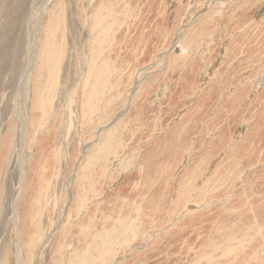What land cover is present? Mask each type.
<instances>
[{"label": "rangeland", "instance_id": "obj_1", "mask_svg": "<svg viewBox=\"0 0 264 264\" xmlns=\"http://www.w3.org/2000/svg\"><path fill=\"white\" fill-rule=\"evenodd\" d=\"M101 1L0 0V139L1 142L7 139L9 143L5 160L2 159L0 165V264L59 262L57 247L65 242L62 241L65 240L64 231L67 230L69 241L75 240L79 233L78 225L81 226V215L72 216L80 167L98 146H104L107 135L116 128V137L127 147L124 152H135V158L126 157L124 160L132 171L117 170L109 179L112 182L104 184L99 197L89 195L87 206L92 205L84 218H94L88 222L93 225L95 239L100 235L97 227L104 225L107 215L126 216L128 210L134 207H125V201L128 200L129 204L146 199L144 224L147 230L143 236L136 238L140 234L137 231L139 227L132 232V236L126 227L115 242L118 245L115 255L106 256L101 264H192L194 257H188L187 261L182 252L188 249L189 245H183V240L191 234L193 226L205 225L209 230V219L230 211L240 194L256 196L261 200L264 198V97L259 95L264 88V69L257 80H263L260 87L256 86L257 81L252 80L245 85H227V82L234 83L241 76L264 66V0H189L188 4L185 0L117 2L110 16L117 18L118 23L98 37V40L104 38L96 45L93 55L91 30L94 12H98L96 17L100 21L104 20ZM217 5L221 6V22H214V31L219 32L220 37L226 27L229 35L223 40L221 37L220 41L216 37L213 44H204L206 57H202V52L192 60V51H188L183 58L176 57L180 55V47L187 44L185 40L192 41L190 31L218 14L220 9ZM39 9L43 13L40 20L44 26L49 14L55 10L63 17L62 31L56 37L60 56H55L54 64L60 59L62 62L55 98L53 94L51 96L53 107L51 110L50 106L39 109L36 122L39 127L27 152L22 145L18 114L23 104L16 101V96L21 72L30 66L28 60L34 58L38 19L31 23L29 20L32 12L35 14ZM126 10L128 13L124 15ZM247 17L246 22H241ZM100 30L101 26H96V31ZM167 32L170 36L164 43ZM195 48L199 50L197 46ZM90 63L97 69L107 64L110 83L101 95L103 106L96 107L92 121L86 123L81 113V90L89 82ZM241 65L246 68H240L243 71L238 73ZM235 73L237 76L233 78ZM202 76L205 81L209 80V86L221 82L217 84V89L231 88L234 90L232 96L241 93L243 98L238 109L232 110L227 104L230 98L222 100L216 97L206 100L212 108L209 112L207 102L199 97L200 89L205 88ZM33 84L30 83V86ZM164 90L167 92L163 94ZM154 92H159L162 97L152 105ZM219 101H224L220 108L217 107ZM31 105L32 97L28 98L27 105L30 116ZM46 110L48 113H45ZM139 115L141 121L138 120ZM182 115L183 120L179 118ZM43 118L45 121L42 124ZM12 130L16 131L15 136L10 134ZM231 131L243 133L248 138L246 144L252 152L244 161L255 158L251 167H244L239 162L233 174L229 172L237 165L239 157L228 153L226 159L217 162L213 156L215 152L211 154L213 145L219 144L215 137L228 136ZM45 133L47 136H44ZM148 138L150 143L145 145ZM42 141L38 151V144ZM188 147L192 150L189 154L191 163L180 176V186L182 190L188 189L189 196L177 198L184 217L182 224L175 229L171 225L181 222L176 218L180 217L179 213H171V220L167 216L175 210L173 200L175 191L179 192V183H171V179L182 166ZM144 149L148 155L151 153L147 165L149 174L140 175L134 172L137 169L134 161L140 163ZM34 156V168L38 165L37 174L32 173L31 186L27 193L24 192L22 201L19 194L21 177L30 169L27 158ZM47 167L50 172L45 175L49 186L42 211L39 214L35 210L32 212L42 226V235L29 253V245L23 236L24 231L29 234L31 229L27 219L29 204L38 198V186L42 187L43 183L40 170ZM149 175L153 178L154 187L136 189L135 185L144 184ZM230 177H236L234 185L227 183ZM33 183L38 184L37 188L33 187ZM251 188L258 193H250ZM152 217L158 220L155 229L154 225H148ZM162 220L165 226H161ZM172 229L175 230L170 232ZM195 238H188V241L193 243ZM73 243L80 246L78 239ZM212 254L207 251V256ZM201 258L197 257L195 262L204 264Z\"/></svg>", "mask_w": 264, "mask_h": 264}, {"label": "bare ground", "instance_id": "obj_2", "mask_svg": "<svg viewBox=\"0 0 264 264\" xmlns=\"http://www.w3.org/2000/svg\"><path fill=\"white\" fill-rule=\"evenodd\" d=\"M121 1H125V0L101 1L102 3L101 16L104 17V20L102 21H100V18L96 17L98 15V12L97 11L94 12V25L91 30L93 55L95 53L96 45L100 44L102 42V39L104 38L102 37L100 40H98V37L108 32L110 29H112V27H114L118 23V19L117 18L114 19V17L110 16V14L114 4H117V2H121ZM188 1L189 0H185L184 2L188 4L189 3ZM129 3H131V1ZM217 7L220 9L217 15L209 17L208 20L202 19L205 20L204 23L195 30L190 31L189 34L192 37V41L186 39L185 43L187 44L180 47L179 49L180 55L179 56L176 55V57L183 58L187 56L188 51L193 52L190 53L191 54L190 58L193 57L192 60H194L196 56H198L197 55L198 53L200 54L202 52H203L202 57H206V53H205L206 51L204 50V47L208 43L212 42L213 44L215 42L216 37H217V41H220L221 37L223 40L224 39L223 37H227L229 35V33H227L228 28L226 30V27H224L225 30L224 32H221L220 37L218 35L219 32L214 31L215 29L214 22L215 21L221 22V6L217 5ZM162 9L163 8H161L160 10V15H162ZM127 13L128 12L126 10L124 15H126ZM42 14H43L42 11L39 9L35 14L32 12L30 16L29 23L34 22L35 20L37 21L38 19V22L36 23L37 31H36V35H34V38L36 40L35 42L36 50L34 53V58L28 60L30 66L27 68L25 72L23 70L21 72L20 85L16 96V101L23 104L22 111L21 113L18 112V114L20 116V131L22 135V145L24 151L27 152L30 142L35 139L34 133L37 127H39L36 125L39 116L38 113L39 109H44L45 106H47L46 108L48 109V106H50L49 109L51 110L53 107V100L51 101V96L53 94V98H55L54 91L56 90V87L58 85V76L60 73V67L62 62L60 59L56 65L54 64L55 56L57 55L60 56L58 52L60 50L58 47L56 37L62 31L63 28L62 26L64 22L63 19L61 18L63 17L55 10L51 14H49L48 17L49 19L46 22V26H44L43 22L40 20L43 17ZM108 19H110V21H108ZM247 20L248 17L241 20V22L244 23ZM96 26H101V30L96 31ZM203 31L204 33L201 34ZM169 34L170 32H167L165 34V37L167 38L164 39V43L169 39L170 36ZM200 35L202 36L198 38V36ZM204 44L206 45L204 46ZM195 46H197L199 50H197ZM56 47H58V50H56ZM14 58L15 57H13V60L15 61ZM241 64H243V61L241 62ZM242 67L243 65L238 67V69L241 68L245 70L246 67L245 66L243 68ZM88 68L90 69L89 82L87 81L81 90V92H83L82 95L83 101L81 102V109H82L81 113H83V117L86 123L92 121L91 116L93 115L95 108L96 107L101 108L103 106L102 100L104 98L101 97V95L105 92V89L109 87V83H110L109 80L110 70H108L107 64L106 66H102L100 69H97L93 66V63H90ZM241 69L240 72L238 73H241V71H243ZM263 69L264 66L260 70L257 69L255 72L241 76L234 83L232 81L227 82V85L229 87L231 84L234 87V86L248 84L251 80L252 82L257 81L261 76L262 73L260 72H263ZM202 70H204L203 66H202ZM205 70H207V68ZM14 75L15 74H13V76ZM236 76L237 73H235L232 77L234 78ZM202 78L203 81H205L206 78H204V76H202ZM243 78L245 80H243ZM208 81H205V88L200 89L199 97L200 100L203 99V101L207 102L206 108L210 107L209 112L211 111L212 108L211 106H209L208 101H210L211 99L214 100L216 97L220 99L222 98V100L224 98L226 99L230 98L231 102L229 101L230 103L228 102L227 104L231 105L230 107L232 108V110L238 109L239 107L238 105L240 104L243 98L241 93L239 94L236 93L237 95L235 94V96H232L234 90H232L231 88L225 89L224 87L223 89L222 87H219L217 89V84H221V82H217L214 85L209 86ZM262 81L263 80H261L260 82L257 81L256 86L260 87L261 86L260 83ZM33 82H34L33 86H30V83ZM94 83L95 86H93ZM103 84L105 85V88ZM166 90L163 91V94L167 92ZM154 93L155 94L151 99L152 105L156 104L158 98L162 97L160 96L159 92H154ZM259 95H261V97H264V88L259 92ZM31 97H32V105H31L32 107L30 109V113H31L30 116L27 114V105H28V98ZM207 99L208 101H206ZM223 102L224 101H219L217 107L220 108ZM252 110H254V108ZM45 113H48V110H46ZM138 113L141 112L139 111ZM45 115L46 114H44V117ZM45 118H43L42 124L44 123ZM179 118L183 120L184 115L180 116ZM138 120L141 121V115H139ZM116 129H113L111 133L107 135L108 137L104 141V146L103 147L98 146L94 154H92L86 161L84 160L83 164L80 167L79 170L80 173L77 179L78 188L76 189V192H74L75 199H74L72 216L78 217L81 215L79 217L81 226L78 225L79 233L78 236H76L75 240L69 241L67 236V230L64 231L65 240L62 241L65 242L60 243L58 245L59 247H57L58 248L57 253L60 257L58 260L59 262H57V264L58 263L63 264V262H65V264H98V263L101 264L103 263V260L106 258V256L110 257L115 255L114 252L117 250L118 247L117 243L115 242H117V240L122 236L121 234L125 232L126 227L129 228L128 233H131V236H132V232H135L136 228L139 227L137 228V231L140 232V234L135 236L136 238L143 236L147 230L146 224H144L145 217H147V211L144 208L148 204L146 199L138 202L131 201L129 204H128V200L127 202L125 201V207H130V205L134 207L133 210H128L129 214L126 216L121 217V215H119L117 217H113V215H107L105 221L103 222L104 225L97 227L98 230L100 231V235L98 237L96 236L95 239H94L93 225L90 222H88L89 220H94V218H90V219H88L89 217L84 218L87 215L92 205L90 203V205L87 206L89 195L91 197L92 196L99 197L101 195V194L99 195V193H101V189L103 188L104 184L106 186L107 184L112 182L109 181V179L114 177L117 170L118 172L126 171V173L132 171V167L127 166L124 160L126 157H129L130 159L135 158V152L128 151L129 153L127 154L126 152H124L125 145L123 144L122 141L119 140V138L116 137V131H117ZM15 130H12L10 132L12 136H15L16 133ZM213 134L215 137L216 134L215 133ZM44 136H47V133H45ZM215 139L218 141L219 144L217 143L218 145H213V151L211 154L213 155L215 152L213 156H215V159L217 158L216 160L217 162L219 160L221 162V160L226 159L228 153H232L233 157L235 156L239 157L237 165L234 168H232L229 173L233 174V172H235V170L238 167V164H240L239 162L243 163L244 167L245 166L251 167L252 161L253 159L255 160V158L251 160L249 156V159L251 161L249 160H248L249 162L244 161L246 156H248V154L251 153L252 151L250 147H247L246 142L248 141V138H246L245 135H243V133L235 134L233 133V131H231L228 134V136L224 135L221 138L215 137ZM42 143L43 141L38 144L37 147L38 151L42 146ZM149 143L150 140L148 138L146 144L145 143L143 144L148 145ZM8 144L9 143L7 139H4L2 142L0 139V165H1V160L2 159L3 161L5 160V154L8 149ZM191 152L192 150H190L188 147V149H186L185 152L186 156L184 155L185 159L183 163H181L182 166L177 170L174 177L171 179V183H175V184L179 183L178 184L179 192L175 191L176 194L173 200V204L176 205L175 210L170 212V214L179 213L180 215V217H176V218H178L181 222L178 223L179 222L178 221L177 224L174 223L175 225L174 224L171 225V227L175 229L176 227H179L182 224V219L184 217V214L182 213L183 210H180L178 207L179 204L177 198L180 199L181 197L187 195L189 196L188 189L182 190V187L180 186L181 185L180 176L182 173L186 172V170L189 168V165L191 163L189 154ZM142 155H143L142 158H140L141 161L139 159L140 163L137 164V161H134V164L137 166V169L134 172H137L140 175L148 173L149 169L147 168V165L151 153L149 152L148 155L146 149H144L142 151ZM54 156L56 160V155L54 154ZM34 158L35 156L27 158L26 161L29 162L30 169L27 173H24V175H22L21 177L22 185L19 194L22 201L24 200L23 198L25 196V195L23 196L24 192L27 193L28 189L31 186V181L33 180L31 179L32 173L37 174L36 169L38 165H36V169H35ZM256 163H254L253 165H255ZM41 170L40 173L42 174V177L40 180H42L44 184L42 183V187H40V184L38 186V184L33 183L34 188H37L38 186L40 193L38 194V198L33 199L34 201L32 200L33 202L29 204V211H28L29 214L27 216V219L31 224V229L29 228L30 232L29 234L28 233L25 234V231L23 233L24 240L29 245V253L32 251L33 247L36 245L37 241L41 238L42 235V226L37 220V217L35 215H32L33 210H35L37 214H39L42 211L44 196L49 186L47 183L48 181L46 179L47 175H45L50 172L49 167L43 168ZM20 172L21 174H23L22 168L20 169ZM152 180H153L152 176L149 175V177L145 179L144 184H140L138 182L139 185H135L136 189L139 188H142L144 190H149V188L152 189L154 187V185H152ZM230 180L233 182H231ZM230 180H228L227 183L234 185L236 177L233 178L230 177ZM114 183L115 182H113V184ZM189 188L190 190H193L191 186ZM180 189L182 191H180ZM252 190L253 189L251 188L250 193H258V192H253ZM236 201H237L236 204L230 209V211L225 212L222 216L212 217L209 219L211 222V224L208 226L210 227L209 230L207 229V227L206 228L204 227L205 225L193 226L194 228H192L191 234L188 237L184 238L183 240L184 242L183 245H189V246L187 251L185 250V253L182 252V257H187L186 258L187 261H188V257L189 258H191V256L194 257V262L192 264H198L197 262H195L197 261V257H202L201 260H203L204 264H264V198L263 200H261L256 196L247 197V195L243 196L242 194H240L237 197ZM161 204L159 205L160 211L162 208ZM184 208H186V206H184ZM173 214L167 216V219L171 220L172 219L171 216H173ZM149 221L150 222L148 225L149 226L154 225L153 229H155L156 228L155 224L158 220L152 217L149 218ZM163 222L164 220H162L161 226H165V223ZM175 229L170 230V232H172ZM71 237H73V235H71ZM191 237H196L193 243L192 242L190 243L188 241V238L191 239ZM77 239L78 241H80V246H78V244L76 243H73ZM125 241H127V239H125ZM129 242L130 241H128L127 243ZM112 246L113 249L111 250ZM122 246H123V242L120 247ZM208 250L210 251V253H213L212 256H207ZM103 256L105 257L102 258Z\"/></svg>", "mask_w": 264, "mask_h": 264}]
</instances>
